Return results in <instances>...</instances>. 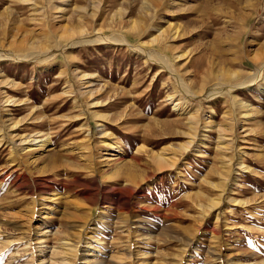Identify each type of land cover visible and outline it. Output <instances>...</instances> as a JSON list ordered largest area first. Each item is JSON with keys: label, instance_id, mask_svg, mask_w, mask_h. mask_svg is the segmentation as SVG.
I'll use <instances>...</instances> for the list:
<instances>
[{"label": "rangeland", "instance_id": "374dc122", "mask_svg": "<svg viewBox=\"0 0 264 264\" xmlns=\"http://www.w3.org/2000/svg\"><path fill=\"white\" fill-rule=\"evenodd\" d=\"M82 25L165 54L194 92L204 79L247 80L264 62V0H0V264H32L39 237L44 264L65 240L78 247L73 264H264V77L235 88V106L226 93L198 102L127 45L66 46L61 35ZM157 29L167 34L156 43ZM39 43L49 58L21 59ZM198 111L213 126L181 150ZM12 132L52 145L13 153ZM171 145L181 162L159 169L150 154Z\"/></svg>", "mask_w": 264, "mask_h": 264}, {"label": "bare ground", "instance_id": "6f19581e", "mask_svg": "<svg viewBox=\"0 0 264 264\" xmlns=\"http://www.w3.org/2000/svg\"><path fill=\"white\" fill-rule=\"evenodd\" d=\"M98 5H100L98 3ZM99 7V6H98ZM37 8H40V7H37ZM83 8V7H82ZM42 9V8H40ZM39 10V9H38ZM57 10H60L57 8ZM36 11V9H35ZM41 13V11H40ZM97 13V12H96ZM45 14V13H44ZM115 16V15H114ZM112 22V21H111ZM134 22V21H133ZM137 22H134L135 26L138 24H136ZM92 24V23H91ZM133 25V24H132ZM94 26V25H93ZM137 27H139L137 25ZM39 28V27H38ZM136 28V27H135ZM86 26H77V27H72V28H69L66 30L65 34L64 35H61V39H70V41L66 44V46H79L81 44H86L88 42H94V41H105V42H108V43H112V44H123V45H127L128 47L134 49L135 51H137L139 54H141L142 56L144 57H149V58H152V57H155V60H159V62L169 70L170 74L172 76H174V78L181 84V86L183 87V89L186 91V93L188 94L189 97H191L193 100H197L198 102H202V100H212V99H216L217 97H219L220 95H224L225 93L228 94L232 100V103L233 105L235 106L237 104V102L239 100L236 99V96H234L233 92L235 90V88H241V87H248L249 89L250 88H253L258 82L260 79H262L264 77V71H263V68H264V62L262 64L261 67L257 68V73L255 71V73H252V76L247 79V80H244V81H235V82H226V83H223V82H217V83H213V84H209L210 86H208L205 82V79H204V84H201L200 86V89L197 91V92H194L192 91V89L189 87V85H187V83H185V81L183 80L182 76L180 75V73L177 72V69L175 67V65L173 64V62L170 61V59L168 58V56H166L165 54L163 53H160V52H156V51H152L148 48H146L144 46V44L142 43H139V44H133L131 42H129V40L124 37V36H101V32H100V29H94L95 31H93V33L91 35H87L86 34ZM138 29V28H137ZM102 30V29H101ZM159 32V34H157V36L153 39V41H155L157 43V41L159 42L161 40H164L165 38V30H161V29H157ZM173 30V28H172ZM179 31V30H178ZM178 31L177 29H175V31H172V33L168 36V37H171L172 38H176L178 36ZM171 32V31H170ZM89 33V32H88ZM167 34V33H166ZM181 35V34H179ZM60 38V37H59ZM169 39V38H168ZM170 41V40H169ZM154 42V43H155ZM162 42V41H161ZM160 42V43H161ZM167 42V40H166ZM23 43V42H22ZM144 43V42H143ZM165 43V42H164ZM166 45V44H165ZM34 48H36L38 51L34 52V53H29V55L25 56V57H21V59H24V58H29V57H32V58H37V57H44V58H49V50H44L43 46L39 43V45L35 46ZM54 55V54H53ZM23 56V55H22ZM184 56V54H183ZM186 56V55H185ZM263 54H259V55H254V58L256 59H259L260 60V57H262ZM182 57V56H180ZM17 58V57H16ZM19 58V57H18ZM17 58V59H18ZM253 59V58H252ZM42 60V59H41ZM47 60V59H46ZM161 60V61H160ZM44 61V59H43ZM232 72V71H230ZM230 72L227 73V72H223V73H220L219 75L217 74V76H219L220 78L224 77V76H228L230 75ZM236 72L232 73L231 76L232 77H235ZM215 74V76H216ZM209 77V76H207ZM212 77V76H211ZM218 77V78H219ZM85 78V77H84ZM204 78H206L204 76ZM227 79V78H225ZM207 80V79H206ZM209 80V79H208ZM84 83V82H83ZM91 84V83H90ZM8 85V84H7ZM84 85V84H83ZM72 85H68L66 87L67 89V92H71L72 91V88L71 87ZM85 87V86H84ZM89 87V86H87ZM256 87V86H255ZM1 90V89H0ZM183 90V91H184ZM66 91V90H65ZM82 91V90H81ZM84 91V90H83ZM236 91V90H235ZM82 93V92H81ZM88 92H86V89H85V92H83V94H87ZM186 95V94H185ZM180 96V95H179ZM175 97V96H174ZM187 97V96H185ZM222 97V96H220ZM183 98V97H182ZM229 98V97H228ZM186 99V98H185ZM183 100V99H182ZM188 100V99H187ZM7 100V96L5 94V92L2 90L0 91V103L3 102L5 103ZM186 101V100H185ZM190 101V100H189ZM188 102V101H187ZM2 104V103H1ZM0 104V105H1ZM240 104V103H239ZM188 104L185 105V103L181 102V100H179V103H175L174 104V107L176 110H179L181 113H189L190 112V109H189V105L187 106ZM192 112V111H191ZM190 121L188 122H191V125H192V128L193 131L191 133H195V135H191V133H185L188 135V137L191 139L189 142H187L186 144L181 145L179 146V148L181 147V150L182 149H187L189 146L192 147L194 145V140L196 138H198V131L199 129L203 126L204 129L208 130L209 128H211L213 126V122L210 121L209 118H207L205 116V114H203L202 112L198 111L196 112V114H190ZM16 125V124H15ZM190 125V126H191ZM14 126V125H13ZM11 128V127H10ZM16 128V127H15ZM190 128V127H189ZM221 128V127H220ZM14 129V128H13ZM11 129V130H13ZM223 129V128H222ZM236 129V128H235ZM235 129L233 128V125L232 126H229V127H226L224 128V131H225V134L222 135L220 137V140H219V143H220V149L223 150L224 152H227L229 150H231L232 148L231 145L233 146L234 144V141H235V138L230 140L228 136H230V132H235ZM222 133V132H221ZM30 134V133H29ZM20 135L18 133H10V137H12V147H11V150L13 153H16V149L15 148H21L22 151H24L25 153L27 154H30V153H33L35 150H38V149H46L48 148L51 144V140H50V137L47 136V134H39V136L35 137L34 135ZM234 135V134H233ZM111 133L110 132H104L103 133V140H108V138H111ZM196 137V138H194ZM188 138V139H189ZM200 138V137H199ZM237 139V138H236ZM198 140V139H197ZM3 143V142H2ZM104 143V142H103ZM196 147V150L195 151H198L197 149V146ZM218 147V146H217ZM110 148H112L113 151H117L119 149L118 146L116 145H113V144H110ZM144 150V148H141ZM19 150V149H18ZM237 150V149H236ZM235 152H238L236 151ZM21 151V152H22ZM179 150H177L178 152ZM176 152V149L174 148V146H166L162 149V151L160 153H156L155 151L153 152V154H150V157L151 159L155 162V164L157 165V167L159 169L161 168H164V169H170V168H176L181 160L178 159V157L176 156L178 153ZM221 152V151H220ZM99 157V156H98ZM102 157V156H101ZM224 157V156H223ZM226 157V156H225ZM224 157V158H225ZM222 158V157H221ZM223 158V160H224ZM228 158V157H227ZM240 158V156H239ZM182 159V158H181ZM226 160V163L227 165L224 167L226 172L230 170V168L232 166H234V164L237 163V169L240 171L242 169H245L247 168L248 166H246L244 164V162L240 159H237L236 160V163L232 161L233 165L231 166V160H232V157H231V160L230 158ZM153 162V163H154ZM231 172V171H230ZM223 173V171H222ZM222 177V176H221ZM228 179V178H227ZM227 181V180H226ZM224 183V182H223ZM214 185V184H213ZM223 186V185H221ZM214 187V186H213ZM216 188H217V185H216ZM219 189V188H218ZM223 195H224V190L221 189L220 191V194L219 196L216 198V200L214 201V206H218L221 202H222V199H223ZM235 200V199H234ZM233 200V201H234ZM211 208V207H209ZM40 229V228H39ZM46 233V232H45ZM37 238V237H36ZM23 240V239H22ZM19 241V239H18ZM35 242V241H34ZM75 243V242H74ZM27 246H26V251L30 250V246L33 244V242L31 241H27ZM34 245L37 246L38 250L34 251V252H31V257L29 258V261H31L32 264H35L37 262H39L38 264H44V260H42V258L40 257L41 255L43 256L44 255V252H45V249L43 248V243L41 242V238H37L36 242L34 243ZM75 244L69 242V241H66L64 242V251L65 252H61L57 249H51V252H50V255H51V262L52 264H73V256H76L77 254V249L78 247H76V245L74 246ZM61 250V249H60ZM117 253V252H116ZM120 253V252H119ZM118 254V253H117ZM120 255V254H118ZM87 256V255H86ZM120 257V256H119ZM86 258V257H85ZM122 258V257H120ZM125 258V257H124ZM120 261V260H119ZM12 260L10 261L9 264H12L11 263ZM84 264H86L87 262H83ZM161 263V262H160ZM75 264V263H74ZM99 264V263H98ZM164 264V263H163ZM238 264V263H236ZM239 264H253V263H239Z\"/></svg>", "mask_w": 264, "mask_h": 264}]
</instances>
